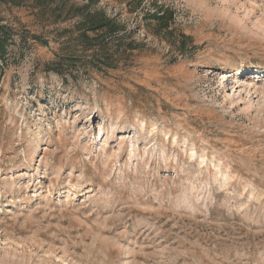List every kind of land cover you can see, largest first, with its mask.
Wrapping results in <instances>:
<instances>
[{"label":"rangeland","instance_id":"rangeland-1","mask_svg":"<svg viewBox=\"0 0 264 264\" xmlns=\"http://www.w3.org/2000/svg\"><path fill=\"white\" fill-rule=\"evenodd\" d=\"M69 1L0 2V264H264V0Z\"/></svg>","mask_w":264,"mask_h":264},{"label":"trees","instance_id":"trees-1","mask_svg":"<svg viewBox=\"0 0 264 264\" xmlns=\"http://www.w3.org/2000/svg\"><path fill=\"white\" fill-rule=\"evenodd\" d=\"M1 3H9L12 6H29L39 13L53 16L55 21L65 22L69 19L76 18L77 22L74 25L73 32L77 33V38L86 44V49H91L93 42H97L98 39L102 43L97 44L99 48H103L106 38L116 36L122 31L121 25L117 19L109 17L102 10H90L88 5L78 6L74 3H70L69 0H0ZM142 0H129L127 7L133 10L137 9ZM172 12L169 9L163 7H157L155 11L147 15L148 20H155L160 27L169 28V24L172 20ZM89 33L94 34L92 38L88 36ZM13 30L7 25L0 23V66L4 67L8 62V46L12 41ZM35 37L34 39H36ZM186 37H182L178 44V48L183 50L186 47L184 42ZM105 65H108L105 63ZM2 69H0V74Z\"/></svg>","mask_w":264,"mask_h":264},{"label":"bare ground","instance_id":"bare-ground-1","mask_svg":"<svg viewBox=\"0 0 264 264\" xmlns=\"http://www.w3.org/2000/svg\"><path fill=\"white\" fill-rule=\"evenodd\" d=\"M238 73V72H237Z\"/></svg>","mask_w":264,"mask_h":264}]
</instances>
